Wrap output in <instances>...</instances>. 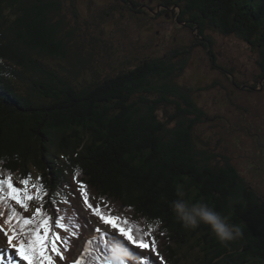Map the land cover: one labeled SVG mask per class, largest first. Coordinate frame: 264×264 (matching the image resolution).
Here are the masks:
<instances>
[{
  "label": "trees",
  "instance_id": "16d2710c",
  "mask_svg": "<svg viewBox=\"0 0 264 264\" xmlns=\"http://www.w3.org/2000/svg\"><path fill=\"white\" fill-rule=\"evenodd\" d=\"M129 1L134 13H149L146 8L161 18L170 13L188 30L187 38L171 52L146 53L122 68L97 50L103 38L84 37L77 0H0V178L10 175L22 188L20 181L29 178L30 185L47 191L44 213L53 221L65 217L68 230H54L75 245L63 248L62 264L81 257L83 264H104L118 244L128 252L143 251L148 263L154 257L117 239L118 229L107 225L105 231L75 183L89 185L93 206L126 220L123 226L135 236L154 238L163 264H264V191L216 137L220 125L231 123L225 112L230 118L241 105L242 95L225 81L247 94L263 93L264 0H149L155 6ZM222 34L251 45L260 69L254 83L241 82L236 69L220 61L216 45ZM197 48L205 56L196 57ZM203 56L207 69L196 63ZM194 78L207 90H221V115L200 102L205 90ZM259 147L248 170L263 176L264 144ZM177 199L209 205L226 218L234 239L221 242L204 223L185 228L172 209ZM28 203L27 210L11 200L0 206L5 229L10 208L32 217L41 206L38 199ZM84 215L101 232L91 234L78 253L89 234ZM134 256L120 259L142 264Z\"/></svg>",
  "mask_w": 264,
  "mask_h": 264
},
{
  "label": "rangeland",
  "instance_id": "374dc122",
  "mask_svg": "<svg viewBox=\"0 0 264 264\" xmlns=\"http://www.w3.org/2000/svg\"><path fill=\"white\" fill-rule=\"evenodd\" d=\"M77 1L79 3L80 13L82 16L80 23L82 31L85 34L84 37L89 39L91 35H96L103 38L105 44L104 42L101 43L97 50L110 61H114L115 63L121 62L120 65L124 64L122 68L129 66L130 63L134 64L137 61L136 57H141V55L146 53L155 55L157 53L171 52L173 49L178 47V43H182L184 38H187L186 35L188 34V30L177 24L173 20L170 13L162 16V18L158 15L152 16L151 14L153 12L148 8H146V10L149 13H134L130 9L132 7L129 4V0ZM137 1L149 2L147 4L150 6L156 5L151 3V1L156 0ZM217 43L216 47L219 51L220 61L223 64H227L228 66L235 68V75H237L241 82L254 83L256 77L260 74V69L257 66L258 57L252 51L251 45L235 34H222ZM195 52L196 57H198L199 54L204 55V53L202 54L201 48H197ZM204 56L201 57L199 61H196V63L199 62L198 65L201 68L202 66H205L207 69L210 67V62ZM191 63L195 65V62ZM120 65H117L116 67H119ZM116 67L114 70H116ZM104 68L107 71H111L113 66L109 63H105ZM212 76L214 79H224L223 75ZM194 80L201 85V87H203V90H205L199 94L200 102L210 108H213L214 114L221 115L222 109L220 107V101H222V99L219 101L218 97L217 101V91L220 95H222L221 90H207L204 86H202L205 85L203 81H200L198 78H194ZM191 81L193 82V80ZM225 84H227L228 87H231L236 94L242 95L239 100L241 105H239V108L235 110L237 114H232L230 118L229 114L225 112L226 114L224 117H226L231 123H227L226 121L225 125H220V128L218 129V136L216 137L219 140H223L225 143V147L223 148H228L234 162L240 165L241 169H243L245 173H251L248 174L250 179L254 176L257 185H259L262 188L261 190L264 191V174L263 176H259L260 174L256 176L254 171L248 170V166L254 158L253 153H258L260 151L259 146L264 144V90H261L263 91L261 94L253 95L251 93L247 94L228 81H225ZM240 108L242 111H240ZM244 108L246 110H244ZM242 114L246 115L245 119L242 117ZM231 124L233 129H236L235 131L231 130ZM241 127H244L243 131L246 132L241 133L240 130L237 131V129ZM258 135H261L260 139L257 138ZM257 160L260 161L261 159L257 158ZM16 185L19 186L17 183ZM75 185V188L78 190L79 185L76 183ZM86 187L90 193L91 187L89 185ZM99 198L97 199L98 202ZM100 201L104 203L103 200ZM98 202L95 201V203ZM119 209L120 208H117V210H115L114 208L113 212H118ZM124 213L127 214V216L131 215L128 214L127 211ZM64 214H66V212H64ZM83 218L89 219L85 216H83ZM131 219L135 220V217L132 215ZM0 225H2V223H0ZM103 228L108 229L107 226H103ZM66 246L71 249L75 247V245L71 243H67ZM7 248V239L2 233H0V250H6ZM63 248L64 247L61 249L62 251ZM130 253L132 255L138 254L134 251H130ZM64 257L67 259L66 255H64ZM13 258L18 262V264L25 263L24 261L17 260L18 257H15V255H13ZM142 258H144V255ZM56 259L58 264H62L59 258Z\"/></svg>",
  "mask_w": 264,
  "mask_h": 264
},
{
  "label": "snow or ice",
  "instance_id": "6c2138e0",
  "mask_svg": "<svg viewBox=\"0 0 264 264\" xmlns=\"http://www.w3.org/2000/svg\"><path fill=\"white\" fill-rule=\"evenodd\" d=\"M24 187L21 188L14 184L12 177L9 175L6 178H0V206L4 205L7 200L15 201L21 208L27 210L30 201L40 200L41 206L35 209L32 217H23L17 212L16 208H10V213L7 215L5 224L8 225L5 229L0 225V233L7 239L8 248L0 250V264H18L14 261L13 255L19 258V261L27 262V264H57V259L64 260V252L62 247L67 250V240L62 238L59 229L67 231L70 225L64 222L65 217L57 215L55 221L43 211V198L47 196L46 190L37 185H30L29 178L20 181ZM34 189V193L29 191V188ZM83 202L92 213L102 221L103 225H110L112 229H118L122 237L126 238L131 245L136 246L141 250H149L154 253L153 264H163L164 258L160 255L156 248V240L152 238L150 241L143 237H137L133 234L131 227H125L127 221H120L119 217L105 214L100 207L93 206L89 201V193L86 185L80 183L78 187ZM56 202L53 201V204ZM54 212L58 213V209L53 208ZM0 215H4L0 209ZM96 233L101 232V228L95 229ZM106 231V229H105ZM72 235H76L73 231ZM15 241V242H14ZM105 244L107 241H104ZM92 241H88L90 248ZM87 252L88 249L86 248ZM97 260L100 259L98 255ZM75 264H83V258L77 259ZM104 264H125V262L115 256L113 249L112 258L105 257Z\"/></svg>",
  "mask_w": 264,
  "mask_h": 264
},
{
  "label": "clouds",
  "instance_id": "9594fccd",
  "mask_svg": "<svg viewBox=\"0 0 264 264\" xmlns=\"http://www.w3.org/2000/svg\"><path fill=\"white\" fill-rule=\"evenodd\" d=\"M177 195L184 196L183 186L177 187ZM172 209L179 222L185 228H196L200 223L207 224L211 227L217 238L221 242H228L234 239V229L226 222V218L222 217L218 212L206 203H189L184 199H177L172 203ZM115 256L121 257L131 256L122 245H116Z\"/></svg>",
  "mask_w": 264,
  "mask_h": 264
}]
</instances>
